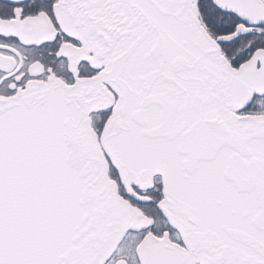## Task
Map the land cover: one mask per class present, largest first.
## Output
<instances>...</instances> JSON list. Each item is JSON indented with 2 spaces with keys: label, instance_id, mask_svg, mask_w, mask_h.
<instances>
[{
  "label": "snow or ice",
  "instance_id": "snow-or-ice-1",
  "mask_svg": "<svg viewBox=\"0 0 264 264\" xmlns=\"http://www.w3.org/2000/svg\"><path fill=\"white\" fill-rule=\"evenodd\" d=\"M0 264H264V0H0Z\"/></svg>",
  "mask_w": 264,
  "mask_h": 264
}]
</instances>
